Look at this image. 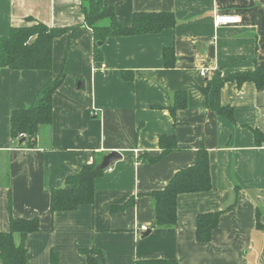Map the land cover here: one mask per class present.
Returning a JSON list of instances; mask_svg holds the SVG:
<instances>
[{
  "label": "crops",
  "instance_id": "1",
  "mask_svg": "<svg viewBox=\"0 0 264 264\" xmlns=\"http://www.w3.org/2000/svg\"><path fill=\"white\" fill-rule=\"evenodd\" d=\"M104 1L126 26L137 12H173L177 24L109 37L97 61L81 0H0V37L35 21L68 30L54 40L51 70L0 68V230H9L11 216L40 218L42 230L26 240L27 264H51L53 254L58 264H89L90 255L97 264L98 257L103 264H264V87L222 85L220 102L233 108L235 121L208 105L222 77L264 65V0ZM218 14L240 21L216 25ZM165 47H174L173 68L165 66ZM59 76L52 123L41 126L35 148L18 147L11 112L31 105ZM177 90L187 91L188 104L173 115ZM253 129L262 132L260 143ZM165 134L176 136L178 148L144 160L160 156ZM201 147L209 152L212 189L178 196L177 226L151 227L152 192L194 165ZM113 150L122 158L96 179L94 203L52 214V189L67 187L68 176ZM218 211L212 239L198 241L199 214Z\"/></svg>",
  "mask_w": 264,
  "mask_h": 264
},
{
  "label": "trees",
  "instance_id": "2",
  "mask_svg": "<svg viewBox=\"0 0 264 264\" xmlns=\"http://www.w3.org/2000/svg\"><path fill=\"white\" fill-rule=\"evenodd\" d=\"M81 5L85 25L90 27L94 33L96 42L94 57L97 61L103 59L101 47L109 37L157 34L167 28H174L177 24L173 12H137L133 16L132 24L126 26L119 21L114 7L106 4L104 0H81ZM67 31L66 28L49 27L40 21H35L31 25L11 27L7 36H1L0 68L51 70L54 40ZM163 59L167 68L176 66L177 56L174 47L164 48ZM123 75L125 78L133 77L127 70L123 71ZM63 81V76L50 79L38 91L31 105L16 108L11 112V137L18 147L35 148L37 146L41 126L52 123L54 94ZM226 81H236L239 85L251 81L258 88H263L264 65L257 64L252 70L233 72L222 77L214 101L208 103L209 107L215 109L220 115L235 121L233 108L223 106L219 98L220 89ZM209 87L210 85L207 84L201 90L207 94ZM187 104V91L177 90L169 109L175 115L179 109L187 107ZM253 132L260 143L262 132L258 129H253ZM23 138L25 140L20 142ZM159 143L162 149L160 156L146 157L144 160L155 162L178 148L177 138L172 134L161 135ZM100 160L101 157H97L92 163L85 164L77 173L68 176L67 187L52 189L50 206L52 214L58 211H74L83 204L94 203L95 181L105 171V169H96ZM210 189H212V180L209 152L201 147L198 160L194 165L178 171L164 189L152 192L156 218L151 227L173 228L177 226L178 196L182 193L209 191ZM233 206L234 204L228 208ZM9 208L11 210V202ZM222 212L199 214L196 230L198 241L208 242L212 239ZM40 230L42 228L39 217L11 216L9 230H0V264H27L26 240L30 234ZM51 264H58L56 254L52 255ZM89 264H97L92 255H90ZM135 264H178V261L169 258H149L139 259Z\"/></svg>",
  "mask_w": 264,
  "mask_h": 264
},
{
  "label": "water",
  "instance_id": "3",
  "mask_svg": "<svg viewBox=\"0 0 264 264\" xmlns=\"http://www.w3.org/2000/svg\"><path fill=\"white\" fill-rule=\"evenodd\" d=\"M1 40V37H0ZM99 44L101 45V42H99ZM187 60H192L193 58H186ZM25 140V138L21 139L20 142H23ZM122 158V154L117 151V150H113L111 152H109L108 154L104 155L102 161L96 166L97 170H101V169H106L110 166H112L117 160ZM149 233L146 232L145 235H147ZM97 261L99 262V264H103V260L101 258H97Z\"/></svg>",
  "mask_w": 264,
  "mask_h": 264
},
{
  "label": "built area",
  "instance_id": "4",
  "mask_svg": "<svg viewBox=\"0 0 264 264\" xmlns=\"http://www.w3.org/2000/svg\"><path fill=\"white\" fill-rule=\"evenodd\" d=\"M240 19L238 16L236 15H228V14H218L216 15L215 18V24L216 25H222V24H237L239 23ZM203 75H205V72H202ZM23 136V135H21ZM91 160L93 161V158H91ZM109 170H111V168L109 167ZM142 231H146L147 227L143 226L141 228Z\"/></svg>",
  "mask_w": 264,
  "mask_h": 264
}]
</instances>
